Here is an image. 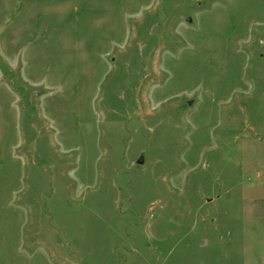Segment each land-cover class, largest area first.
<instances>
[{
  "label": "rangeland",
  "instance_id": "rangeland-1",
  "mask_svg": "<svg viewBox=\"0 0 264 264\" xmlns=\"http://www.w3.org/2000/svg\"><path fill=\"white\" fill-rule=\"evenodd\" d=\"M0 264H264V0H0Z\"/></svg>",
  "mask_w": 264,
  "mask_h": 264
},
{
  "label": "water",
  "instance_id": "water-1",
  "mask_svg": "<svg viewBox=\"0 0 264 264\" xmlns=\"http://www.w3.org/2000/svg\"><path fill=\"white\" fill-rule=\"evenodd\" d=\"M190 20V19H189ZM189 104H191V101H189L188 102ZM139 163H142L143 162V159L141 158V159H139V161H138Z\"/></svg>",
  "mask_w": 264,
  "mask_h": 264
}]
</instances>
